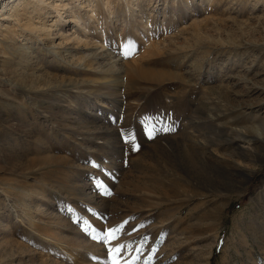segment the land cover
Here are the masks:
<instances>
[{"label":"rangeland","instance_id":"obj_1","mask_svg":"<svg viewBox=\"0 0 264 264\" xmlns=\"http://www.w3.org/2000/svg\"><path fill=\"white\" fill-rule=\"evenodd\" d=\"M27 1L0 0V264H264V141L232 137L264 0Z\"/></svg>","mask_w":264,"mask_h":264},{"label":"bare ground","instance_id":"obj_2","mask_svg":"<svg viewBox=\"0 0 264 264\" xmlns=\"http://www.w3.org/2000/svg\"><path fill=\"white\" fill-rule=\"evenodd\" d=\"M20 1V0H19ZM31 1H32V4L34 6H43L45 4L44 0H29L27 1L26 3L28 4H31ZM76 1H79V0H76ZM89 1V0H88ZM122 1V0H121ZM124 1V0H123ZM130 1V0H129ZM118 2V1H117ZM131 2V1H130ZM92 3V1H91ZM119 3V2H118ZM121 3V2H120ZM132 3V2H131ZM47 5V4H46ZM114 3H113V0H100V3H99V6L108 14V15H112L113 11V6ZM17 6V5H16ZM15 6V7H16ZM45 6V5H44ZM89 6V5H88ZM63 7V8H62ZM65 7L66 5H61V7H59V4L56 3L55 5L53 4L52 5V8H54V10L56 11L57 13V22H59L64 14V12L66 11L65 10ZM91 7V6H90ZM58 8H62V10H64L62 13L60 12L61 9H58ZM93 9V7H92ZM86 12H90V16L89 18L90 19H95V12L94 10H91V8L87 9ZM17 17V15H16ZM75 23L78 24V20L75 19ZM87 28H83V31H86ZM151 52V51H150ZM151 65L153 63H150ZM156 66V65H155ZM149 67H153V66H149ZM230 80V79H229ZM197 86V85H196ZM195 86V87H196ZM203 90V89H202ZM201 90V91H202ZM238 92V91H237ZM200 94V92H199ZM203 94V93H202ZM201 94V95H202ZM203 96V95H202ZM205 100V99H203ZM210 102V101H209ZM215 103H212V105H214ZM206 106V105H205ZM203 107V108H206V107ZM246 106V105H245ZM251 107V108H250ZM247 106V108L245 109V107L243 108V105L241 106V108L239 109H233V108H227V112L230 116H229V123H231V125L233 124H237V119L240 118V114H244V110H247V109H252V106ZM196 108V107H195ZM236 108V107H235ZM202 109V105L199 106L198 110H200V113H199V117L198 119H202L203 121H206L207 122H211V120H213L214 117H219V115L215 114L213 115V112L218 110V106L215 105L214 109H210L211 112H208L210 113V115H208V117H205L203 116V109ZM209 108H207L208 110ZM244 109V110H243ZM195 112V111H194ZM207 113V112H206ZM226 115V114H225ZM205 119V120H204ZM239 123V122H238ZM246 127V126H245ZM244 134V133H243ZM245 134L246 136H241V135H233L232 137L234 139H238V140H242V139H245L247 140V144L251 146V148L253 149L254 146L258 145V146H261V141L263 140L264 141V118H260L259 117H254V119H252V124L251 126H248V128L245 130ZM199 137H200V134H197ZM233 139V140H234ZM232 140V141H233ZM191 149V148H190ZM255 151V149L253 150V152ZM203 152H197V151H194V149H192V152L191 151H184L183 155H182V159L186 160L185 163H199L200 161H205V157L203 156L202 154Z\"/></svg>","mask_w":264,"mask_h":264},{"label":"snow or ice","instance_id":"obj_3","mask_svg":"<svg viewBox=\"0 0 264 264\" xmlns=\"http://www.w3.org/2000/svg\"><path fill=\"white\" fill-rule=\"evenodd\" d=\"M124 54L127 55V53ZM121 230V228L109 229L101 237H99V239H103L106 242L115 240L117 238V233H119ZM93 239H98V237H93ZM120 251V248L109 249V256L112 260V264H119V261L116 259V256L120 253Z\"/></svg>","mask_w":264,"mask_h":264}]
</instances>
